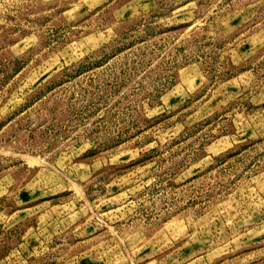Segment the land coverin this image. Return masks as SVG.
Segmentation results:
<instances>
[{
    "label": "rangeland",
    "instance_id": "rangeland-1",
    "mask_svg": "<svg viewBox=\"0 0 264 264\" xmlns=\"http://www.w3.org/2000/svg\"><path fill=\"white\" fill-rule=\"evenodd\" d=\"M0 264H264V0H0Z\"/></svg>",
    "mask_w": 264,
    "mask_h": 264
}]
</instances>
